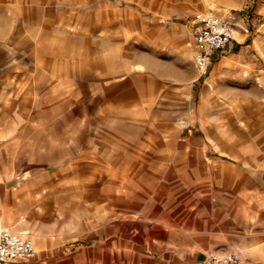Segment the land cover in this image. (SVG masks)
Returning <instances> with one entry per match:
<instances>
[{
	"label": "rangeland",
	"instance_id": "obj_1",
	"mask_svg": "<svg viewBox=\"0 0 264 264\" xmlns=\"http://www.w3.org/2000/svg\"><path fill=\"white\" fill-rule=\"evenodd\" d=\"M207 6L264 35V0H0V213L116 257L216 208L195 180L236 131L194 64Z\"/></svg>",
	"mask_w": 264,
	"mask_h": 264
},
{
	"label": "crops",
	"instance_id": "obj_2",
	"mask_svg": "<svg viewBox=\"0 0 264 264\" xmlns=\"http://www.w3.org/2000/svg\"><path fill=\"white\" fill-rule=\"evenodd\" d=\"M194 46L197 51L195 40ZM263 55L264 35L241 32L213 53L208 67V81L214 82L211 94L221 100L219 117L234 120L236 132L225 135L228 143L208 145L216 152L215 173L198 176L195 182L206 184L198 190L206 191L217 207L181 217L186 235L155 239L152 245L161 249L152 253L109 257L92 253L82 243L85 234L79 228L53 229L47 234L36 221L17 220L2 212L0 226L10 223L7 227L31 236L36 248L33 257L14 259L11 264H206L209 248L239 251L240 264H264V67L256 62ZM11 177L7 171L0 173V183ZM69 247L71 254L65 252Z\"/></svg>",
	"mask_w": 264,
	"mask_h": 264
},
{
	"label": "built area",
	"instance_id": "obj_3",
	"mask_svg": "<svg viewBox=\"0 0 264 264\" xmlns=\"http://www.w3.org/2000/svg\"><path fill=\"white\" fill-rule=\"evenodd\" d=\"M234 16H224L207 6L195 10L189 23L193 32L197 51L194 64L200 75H204L212 61L213 53L223 50L235 38ZM36 251L31 236L22 234L7 226H0V264H11L14 259H29ZM239 251L218 252L214 248L206 250V264H240Z\"/></svg>",
	"mask_w": 264,
	"mask_h": 264
}]
</instances>
